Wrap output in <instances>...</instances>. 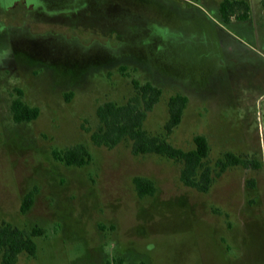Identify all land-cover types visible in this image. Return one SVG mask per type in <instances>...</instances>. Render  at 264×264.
Segmentation results:
<instances>
[{
    "label": "rangeland",
    "instance_id": "374dc122",
    "mask_svg": "<svg viewBox=\"0 0 264 264\" xmlns=\"http://www.w3.org/2000/svg\"><path fill=\"white\" fill-rule=\"evenodd\" d=\"M39 1L0 0V223L45 231L17 264H264L261 0H247L250 18L229 24L222 0ZM132 78L162 90L143 123L149 134L164 135L167 100L182 93L171 144L191 149L202 134L211 167L226 151L261 166H230L202 193L182 184L180 162L133 155L128 139L93 145L96 107L126 102ZM17 89L39 107L35 120H12ZM75 143L88 147L87 165L52 157ZM134 176L151 179L155 193L138 197Z\"/></svg>",
    "mask_w": 264,
    "mask_h": 264
},
{
    "label": "trees",
    "instance_id": "16d2710c",
    "mask_svg": "<svg viewBox=\"0 0 264 264\" xmlns=\"http://www.w3.org/2000/svg\"><path fill=\"white\" fill-rule=\"evenodd\" d=\"M264 5V0H261ZM218 11L221 20L228 23L232 18L246 20L250 15V5L247 0H222ZM123 69V68H122ZM134 93L123 104L106 101L96 107L95 114L98 126L90 132V140L95 146L113 148L121 141H131L130 151L133 155L154 153L181 163L179 173L183 185L198 192H207L216 176H219L230 166L240 165L244 168H259L261 162L246 156L226 151L217 158L214 168L206 162L209 153L207 138L202 134L193 136L194 147L184 150L168 141V136L180 123L183 111L188 103V96L175 93L167 100L168 117L163 125L164 135H151L143 127L148 112L160 100L162 90L150 81L139 82L131 80ZM18 96L11 101L10 111L15 123L35 120L40 112L38 106H31L23 100L21 89ZM89 131L88 129H86ZM52 157L66 166L81 167L91 161V153L84 143H75L62 149H53ZM138 197L151 196L155 193L154 182L143 176L132 179ZM36 187L26 192L21 200L19 210L26 213L33 205ZM45 233L38 226L26 230L12 225L10 222L0 223V264H17L21 253L34 256L37 245L36 236Z\"/></svg>",
    "mask_w": 264,
    "mask_h": 264
},
{
    "label": "crops",
    "instance_id": "0c3cea01",
    "mask_svg": "<svg viewBox=\"0 0 264 264\" xmlns=\"http://www.w3.org/2000/svg\"><path fill=\"white\" fill-rule=\"evenodd\" d=\"M39 3H42V1L40 2L39 0H37ZM29 6H32V5H29ZM44 6V5H43ZM47 7V6H46ZM69 9H67V10H69V11H71V12H74V11H76L77 9H79L78 10V13L80 12V6H78V5H76V4H71V5H68L67 6ZM48 8V7H47ZM47 8H46V10H47ZM66 8V7H65ZM49 9V8H48ZM250 18V17H249ZM248 18V19H249ZM45 19H51V18H45ZM77 19V18H76ZM79 19V18H78ZM248 19H246V20H248ZM235 19L234 18H232V20L230 21V22H228V23H225V24H229V23H232L233 21H234ZM33 30V27L31 28V31ZM0 38H2V37H0Z\"/></svg>",
    "mask_w": 264,
    "mask_h": 264
},
{
    "label": "flooded vegetation",
    "instance_id": "af4514ba",
    "mask_svg": "<svg viewBox=\"0 0 264 264\" xmlns=\"http://www.w3.org/2000/svg\"><path fill=\"white\" fill-rule=\"evenodd\" d=\"M4 36V33L1 31L0 32V37H3ZM1 39V38H0Z\"/></svg>",
    "mask_w": 264,
    "mask_h": 264
}]
</instances>
